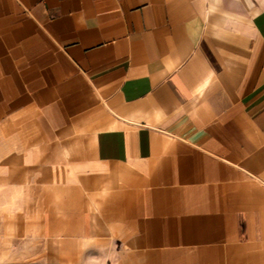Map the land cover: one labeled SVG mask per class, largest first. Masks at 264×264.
<instances>
[{
	"label": "crops",
	"instance_id": "crops-1",
	"mask_svg": "<svg viewBox=\"0 0 264 264\" xmlns=\"http://www.w3.org/2000/svg\"><path fill=\"white\" fill-rule=\"evenodd\" d=\"M0 264H264V0H0Z\"/></svg>",
	"mask_w": 264,
	"mask_h": 264
}]
</instances>
